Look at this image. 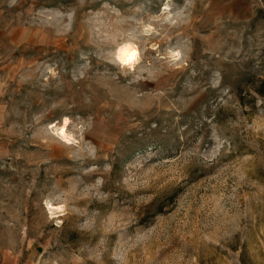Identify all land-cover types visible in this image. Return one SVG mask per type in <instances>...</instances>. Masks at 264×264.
<instances>
[{"label":"rangeland","instance_id":"1","mask_svg":"<svg viewBox=\"0 0 264 264\" xmlns=\"http://www.w3.org/2000/svg\"><path fill=\"white\" fill-rule=\"evenodd\" d=\"M0 264H264V0H0Z\"/></svg>","mask_w":264,"mask_h":264},{"label":"bare ground","instance_id":"2","mask_svg":"<svg viewBox=\"0 0 264 264\" xmlns=\"http://www.w3.org/2000/svg\"><path fill=\"white\" fill-rule=\"evenodd\" d=\"M138 47L134 42L124 41L120 43L116 49L115 56L117 61L122 65L132 66L139 58ZM175 55V54H174ZM178 57V56H177ZM68 118H62L60 124H53L52 127L56 134H58L65 141L72 138V134L67 130ZM60 206H56L58 208Z\"/></svg>","mask_w":264,"mask_h":264}]
</instances>
